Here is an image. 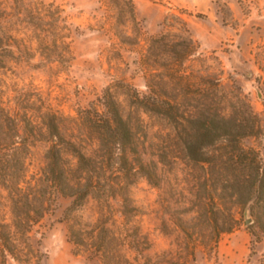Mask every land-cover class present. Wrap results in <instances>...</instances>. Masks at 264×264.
<instances>
[{
	"label": "trees",
	"instance_id": "trees-1",
	"mask_svg": "<svg viewBox=\"0 0 264 264\" xmlns=\"http://www.w3.org/2000/svg\"><path fill=\"white\" fill-rule=\"evenodd\" d=\"M100 1L108 13L98 27L108 26L116 37L110 50L117 53L121 46L137 54L134 61L146 92L122 78L121 86L110 82L96 102L64 115L34 90L14 87L9 95L0 79V264L8 258L18 264L41 263L33 231L54 212L59 198L69 200L59 222L73 253L98 264H192L198 248L213 254L220 236L236 229L246 211L249 231L257 242L264 241V156L260 145L245 142L259 140L264 131L248 95L230 77L226 86L215 50L210 56L199 52L183 21L184 35L148 34L134 0ZM64 12L54 1L0 0V69L38 56L67 70L74 60L73 35L80 30ZM212 57L217 67L207 64ZM254 57L264 73V44ZM113 87L124 88L132 113L123 116ZM141 112L166 120L186 165L201 171L186 170L183 177L195 187L191 203L197 215L191 223L160 195L183 240L175 251H161L155 258L147 253L152 242L141 231V210L128 189L137 176L158 189L165 180L152 160L143 159L148 131ZM37 142L47 145L45 165L40 173H29ZM162 157L158 162L164 165ZM171 157L174 164L181 159ZM90 200L95 209L85 216Z\"/></svg>",
	"mask_w": 264,
	"mask_h": 264
},
{
	"label": "rangeland",
	"instance_id": "rangeland-1",
	"mask_svg": "<svg viewBox=\"0 0 264 264\" xmlns=\"http://www.w3.org/2000/svg\"><path fill=\"white\" fill-rule=\"evenodd\" d=\"M61 4L69 22L79 26L80 32L73 35L72 49L74 60L70 67L61 71L55 64L42 62L38 56L28 63L12 65L10 69H0L3 88L9 95L14 87L38 92L47 103L64 115H75L79 108L88 107L113 82L121 86L122 78L130 82L140 93L146 92L145 81L135 64L137 54L118 46L117 53L110 46L117 39L108 26L99 28L108 13L100 0H44ZM141 27L148 34L174 32L184 35L182 21L194 38L207 40L199 43V52L218 57L224 69L226 86L229 77L248 95L255 112L262 120L264 131V73L255 63V54L264 44V0H134ZM196 14H203L197 17ZM226 38L219 41V32ZM209 58L207 64L217 67ZM115 99L123 116L132 113L133 107L123 87H113ZM148 131L142 149L143 159L152 160L159 174L165 179L158 189L150 185L142 176H137L129 185V195L139 207L137 217L141 231L148 236L152 247L148 255L155 258L164 250L175 251L182 244L183 234L165 212L160 195L164 194L175 214L191 223L197 215L192 211L194 184L184 181L187 171L201 172L196 166L186 165L184 154L177 146L171 125L162 117L141 112ZM248 144L260 145L264 156V135L259 140H246ZM46 143L37 142L31 148L29 173H40L45 165ZM172 152V153H170ZM165 158L164 165L158 162V155ZM176 159L172 163L171 155ZM166 162V163H165ZM169 162V163H168ZM170 170L172 173H167ZM173 175L178 179L174 180ZM171 194L172 197H169ZM69 204L68 199H57L54 212L46 215L41 224L35 227L32 243L40 244V264H98L87 261L83 255H75L72 245L67 241L65 225L59 222L62 210ZM95 202L86 205L85 216L95 209ZM117 205V201L111 200ZM245 219L230 233L220 236L215 252L207 255L201 248L196 250V261L192 264H260L264 254V241L257 242L249 231ZM251 220V219H250ZM163 226L165 231L163 232ZM6 264H18L8 258Z\"/></svg>",
	"mask_w": 264,
	"mask_h": 264
},
{
	"label": "crops",
	"instance_id": "crops-1",
	"mask_svg": "<svg viewBox=\"0 0 264 264\" xmlns=\"http://www.w3.org/2000/svg\"><path fill=\"white\" fill-rule=\"evenodd\" d=\"M194 38V37H193ZM226 38V35H225V33H223V32H219V37H218V40L219 41H221V40H223V39H225ZM195 40H197V41H200L201 43H203V44H206V42H207V40L205 39V38H201V37H196V38H194Z\"/></svg>",
	"mask_w": 264,
	"mask_h": 264
},
{
	"label": "water",
	"instance_id": "water-1",
	"mask_svg": "<svg viewBox=\"0 0 264 264\" xmlns=\"http://www.w3.org/2000/svg\"><path fill=\"white\" fill-rule=\"evenodd\" d=\"M247 222H251V220H250V219H248V220H247Z\"/></svg>",
	"mask_w": 264,
	"mask_h": 264
}]
</instances>
